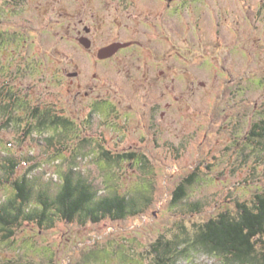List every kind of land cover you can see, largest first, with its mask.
Instances as JSON below:
<instances>
[{"label": "rangeland", "instance_id": "obj_1", "mask_svg": "<svg viewBox=\"0 0 264 264\" xmlns=\"http://www.w3.org/2000/svg\"><path fill=\"white\" fill-rule=\"evenodd\" d=\"M122 40L136 45L99 59ZM7 102L16 120L0 113V202L24 174L56 195L71 168L102 195L150 199L123 220L23 221L10 240L0 231V264H152L162 236L193 237L236 200L264 192V138L252 134L264 117V0H0ZM36 107L72 124L32 130ZM128 152L148 162L111 158ZM6 156L20 161L9 181ZM177 264L229 263L198 251Z\"/></svg>", "mask_w": 264, "mask_h": 264}, {"label": "trees", "instance_id": "obj_2", "mask_svg": "<svg viewBox=\"0 0 264 264\" xmlns=\"http://www.w3.org/2000/svg\"><path fill=\"white\" fill-rule=\"evenodd\" d=\"M11 104L7 102L0 105V113L11 114H7L8 122L16 120L15 113L10 111ZM70 124L72 122L66 116L56 115L51 109H46L40 114L34 111L29 127L32 130L34 127L42 130L48 126L68 127ZM252 134L264 138V117L254 123ZM135 154L119 153L110 157L115 160L131 155V158L136 156L141 163L148 162L146 156L139 157ZM4 163L5 177L8 180L9 176L15 175L20 161L6 156ZM195 178L196 175H192L181 181L174 192V204L184 201L188 187ZM60 181L56 195L38 187L37 179L29 174L13 181L16 192L0 202L2 238L10 240L15 234V227L23 221H33L49 227L57 218L69 221L79 218L82 222H99L106 218L123 220L143 212L144 202L141 198L146 202L150 199L116 191L102 195L82 172L74 168L63 172ZM193 204L198 208L201 206V203ZM163 237L153 245L155 260L152 264H177L181 257H189L198 251L226 259L229 264H264V192L257 194L252 203L236 200L234 209H224L199 224L193 237L187 231L184 236L175 235L166 240Z\"/></svg>", "mask_w": 264, "mask_h": 264}, {"label": "flooded vegetation", "instance_id": "obj_3", "mask_svg": "<svg viewBox=\"0 0 264 264\" xmlns=\"http://www.w3.org/2000/svg\"><path fill=\"white\" fill-rule=\"evenodd\" d=\"M85 31H86V32H89V31H90L89 26H85ZM83 37H87V38H89V39L91 40V46H90V47H86V46L81 42V38H83ZM79 41H80V42H81L86 48H88V49H91V48H92L93 41H92V39H91L89 36L83 34V35L79 38ZM115 42H122V43H126L127 45L121 47V48H120L115 54H113V55L110 56V57H106V58H101V57L99 56V51H100V49H99V51H98V57H99V59H101L102 61H108V60H111V59L115 58L116 55H119L120 53H122V52L125 51L126 49L131 50L132 47L136 45V41H134V40H130V41L122 40V41H115ZM113 43H114V42H113ZM110 44H112V43H110ZM110 44H108V45H110ZM108 45H105V46H108ZM105 46H103V47H105ZM103 47H101V48H103ZM107 99H108V98H101L100 100H107ZM100 100L97 99L96 101H100ZM110 100H111V99H110ZM96 101H94V102L91 104L92 107H94ZM115 103H116V102H115ZM116 104L118 105V103H116ZM94 108H95V107H94ZM95 110H96V109H95ZM117 110H118V109H117V106H116L115 109H114L112 112H116ZM10 111L13 112L12 108H10ZM10 111H9V112H10ZM35 111H37V112L40 114V113H43L44 110H41L39 107H36V110H35ZM54 114L59 115V114H57L55 111H54ZM8 115H11V114L8 113Z\"/></svg>", "mask_w": 264, "mask_h": 264}, {"label": "water", "instance_id": "obj_4", "mask_svg": "<svg viewBox=\"0 0 264 264\" xmlns=\"http://www.w3.org/2000/svg\"><path fill=\"white\" fill-rule=\"evenodd\" d=\"M81 42L86 46V47H90L91 46V40L87 37H83L81 38ZM127 45L126 43H122V42H114L108 46H105L103 48L100 49L99 51V56L101 58H106V57H110L113 54H115L121 47ZM74 75H76V73H74Z\"/></svg>", "mask_w": 264, "mask_h": 264}]
</instances>
